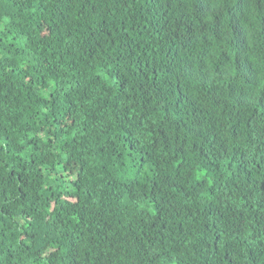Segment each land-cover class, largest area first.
<instances>
[{
    "label": "trees",
    "instance_id": "16d2710c",
    "mask_svg": "<svg viewBox=\"0 0 264 264\" xmlns=\"http://www.w3.org/2000/svg\"><path fill=\"white\" fill-rule=\"evenodd\" d=\"M0 264H264V0H0Z\"/></svg>",
    "mask_w": 264,
    "mask_h": 264
}]
</instances>
